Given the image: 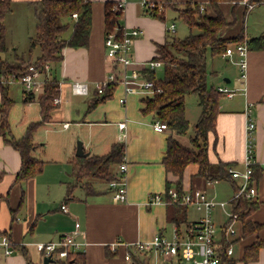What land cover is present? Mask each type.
Instances as JSON below:
<instances>
[{
    "label": "crops",
    "instance_id": "crops-1",
    "mask_svg": "<svg viewBox=\"0 0 264 264\" xmlns=\"http://www.w3.org/2000/svg\"><path fill=\"white\" fill-rule=\"evenodd\" d=\"M36 1L38 0H11L10 13L12 8V13L15 10L20 12L17 23L25 19L24 15L31 7L30 4ZM117 1L124 2L119 18H123L125 27L143 31L142 35L133 40V64L128 74L136 71L141 79H145L143 71L148 69L154 70L155 78L160 79L156 77L155 70L162 66L150 69L147 63L156 55L157 45L164 44L168 37L165 20L160 21L146 15L140 0H91L88 46L66 47L62 50V60L50 65L54 68V76L58 81L59 103L53 104L48 120L31 134V142L36 146L32 155L43 161L41 171L32 178L18 181L20 155L0 135V195L4 197L0 200V235L7 237L12 248V252L7 254L0 244V264H43V257L34 243L57 240L62 234L73 231L75 222H79V238L86 242L84 251L80 253V262L52 261L48 264H136V261L139 264H149L151 259L154 260L153 264H180L177 257L164 259L155 251L135 256L132 263L123 258L127 246L139 241H150L157 234L172 238L177 231L181 237L185 236L186 225L196 220L188 219L189 205H186V222L174 224L169 220L168 205L161 199L166 182L172 183L176 177L167 173L162 163L169 133L155 131L152 128V123L155 122L153 112L144 111L146 100L151 99L154 93L149 90L125 93L120 84H115L112 95L107 99L97 100L93 94L94 84L105 80L113 71L112 63L105 56L103 43L104 5L106 2ZM176 1L203 5V12L212 14L208 0ZM248 1L228 0L219 4L227 24L218 31L217 38L231 40L241 37L240 43L247 46L250 39L262 37L263 46L260 49L247 48L243 78L236 64L239 60L236 51L231 56L213 55L221 60L229 59L228 62L237 68L239 74L236 76V71L229 66L207 70V85L216 89L226 88L231 91L232 96L223 94L219 98L215 130L208 132L205 148L210 163H232L237 170H243L247 149L251 146L255 167L253 184L256 187L252 203L256 207L243 217L231 218L232 200L240 180L207 182L195 176L198 170L196 164L187 165L182 175L184 194L205 193L207 198L216 202L214 207L219 206L225 217L215 233L217 249L223 256L221 264H264V246L258 249L255 260L245 262L243 259L248 246L264 241V3L248 9L245 5ZM236 44L239 43H232L230 47L234 48ZM32 54L33 51L30 55ZM220 74L224 83L220 80L215 83L209 81V77L214 79ZM227 74L234 80L227 77ZM50 78L52 74L49 71ZM75 81L87 84V95L72 93L71 83ZM14 84L20 86L17 87L21 90L23 102L22 86L18 83L8 85L7 96L14 104L10 89ZM40 94L36 93L35 100L24 102L21 121H24L25 126L18 138L24 135L29 124L41 120L37 101ZM1 97L0 93V100ZM122 97L124 102L119 100ZM94 101V105L90 106ZM196 101L198 111L195 117L198 119L201 111L198 98ZM34 104L38 106L36 111L31 109ZM249 104L250 117L245 113ZM185 118L190 123L186 103ZM249 118L255 124L250 135L246 130ZM120 123H125L123 129L119 128ZM40 133L44 134V138L37 137ZM49 136L53 138L52 145L48 144ZM11 137L14 136L11 134ZM182 137L177 136L179 141ZM77 138L82 140L83 151L87 153L84 158L106 155L115 144L124 146L122 162L109 168L114 179L124 178V201L113 199L114 190L109 183L114 179L109 182L106 178L95 176L75 178L78 164L75 157ZM37 153L42 159L36 157ZM122 163L126 164L125 172L119 171ZM225 181L229 183L232 192L227 193V203L215 194L220 193L217 185ZM208 193H214L215 198ZM154 195H158L159 199L149 202ZM220 196L225 197L226 193H221ZM62 204L66 205V212L61 210ZM190 205L196 208L194 204ZM197 210L203 214L202 210ZM247 222L250 226H260L248 227L251 230L245 233L243 225ZM229 224L234 230L233 234L223 231ZM228 246L231 247L230 254L226 253Z\"/></svg>",
    "mask_w": 264,
    "mask_h": 264
},
{
    "label": "trees",
    "instance_id": "trees-1",
    "mask_svg": "<svg viewBox=\"0 0 264 264\" xmlns=\"http://www.w3.org/2000/svg\"><path fill=\"white\" fill-rule=\"evenodd\" d=\"M156 5L163 7L162 11L157 8L145 9V14L158 19L165 20L167 9L176 11L182 22L188 28V34L182 38L173 36L167 37L164 44L157 45L156 55L151 61L162 63L163 76L155 78L154 70H144L143 78L153 82L154 87H160L161 92H154L151 99L146 100V112H153L154 121L166 124L169 133L166 139V152L162 163L167 173L176 177L174 182H166V189L161 199L169 207V220L176 225L185 223L187 206L182 204L184 195L182 190V175L185 167L189 164H196L198 167L196 177L207 182L232 178L227 172L232 163L217 162L212 164L206 155V139L208 132L215 130V117L218 112V100L223 95L218 89L207 85L208 72L205 58L207 52L211 55L223 54L232 43H240L241 37L234 39L217 38V33L227 22L219 8V4L228 0H208L212 14L199 11V4L193 2H177L176 0H150ZM259 0H249L257 2ZM114 2H106L104 5V36L115 31L120 32L121 25L118 22L120 12L111 13ZM36 21V34L29 38L30 51L28 59L17 56L14 60H7L0 56V78H6L12 73L21 74L29 65L41 66L44 63L54 65L62 60V50L66 47L85 48L88 46L91 30V0H38L30 4ZM11 11V0H0V54L7 52L5 43V18ZM76 13L77 17L72 18ZM64 20V21H63ZM120 26V27H119ZM196 29L197 32H192ZM68 31L66 37L63 36ZM250 44H253L250 46ZM39 48V56L30 62L32 47ZM263 46L262 37L250 39L247 48L260 49ZM54 68L50 66L52 78L43 85L42 92L37 101L40 107L41 120L27 126L25 133L20 138L11 137L10 124L8 120L9 111L13 105L12 100L7 96L8 85L0 83V135L4 141L18 151L21 159V167L17 173L18 181H25L32 178L41 171L43 161L35 158L32 151L36 148L31 142V134L43 122L48 120L49 112L54 106L53 101L59 94L58 81L54 76ZM114 83L106 86L101 94L95 89L93 94L97 100H104L112 95ZM195 94L198 98V105L201 112L194 123V135L189 138V145L182 144L177 136L186 135L189 123L185 118V96ZM23 102L35 100L33 95L25 96ZM96 101L92 102L93 106ZM123 145L115 144L111 151L103 156L76 157L78 162L75 178L84 176H95L106 178L109 182L115 178L109 168L111 165L122 162ZM254 165V164H253ZM252 169V181L253 172ZM1 179V175H0ZM254 182V181H253ZM176 193L172 197L170 191ZM4 197L0 195V200ZM152 201V198L149 202ZM256 207L252 199L240 196L232 200V213L236 217H243ZM260 225H251L247 222L243 225L244 232L250 228H258ZM248 227H250L248 229ZM264 241H257L248 246L244 251V261L255 260L260 247ZM80 253L70 256L64 261L66 263L80 262ZM223 256L221 255V262ZM32 264V263H28ZM136 264L139 262L136 261Z\"/></svg>",
    "mask_w": 264,
    "mask_h": 264
},
{
    "label": "built area",
    "instance_id": "built-area-1",
    "mask_svg": "<svg viewBox=\"0 0 264 264\" xmlns=\"http://www.w3.org/2000/svg\"><path fill=\"white\" fill-rule=\"evenodd\" d=\"M259 3H264V0H259L257 2L248 1L245 3V5L248 9H252ZM140 4L142 7H144V9L157 8L158 11L163 10L161 5H156L150 0H140ZM123 9V1H117L112 6V11L120 12V14L122 13ZM203 10V5H199V11L203 12ZM76 17V13H73L72 18ZM168 30L175 32V25L173 23L170 24L168 26ZM142 34L143 31L139 28H127L121 26L120 32L118 34L113 31L104 36L103 43L105 56L112 63L113 71H111L105 80L94 84L93 89H95L99 94H101L102 90L110 83L118 85L120 84L123 87L125 93L140 90H149L153 93L161 92V88L154 87L153 82L146 79H141V76L138 72L132 71L131 74H128L130 66L133 64L131 55L132 41ZM233 51H236L239 57V60L236 62V64L239 66L241 78H243L247 47L244 43L236 44L234 48H227L222 56H231ZM160 66H162L160 61H149L147 63V67L150 69ZM49 71L50 64L48 63H44L41 66H35L32 64L29 65L26 71L22 72L21 74H12L7 79L0 78V83L4 85L18 83L22 86L23 94L25 96L33 95L36 97V93H41L44 83L49 80ZM71 91L73 94L82 95L86 94L89 91V88L85 83L75 81L71 83ZM218 91L222 92L227 97L232 96L231 91L227 90L226 88H218ZM119 100L120 102H124V97L120 98ZM53 103L58 104L59 98L56 97ZM245 113L250 117L251 104L248 105ZM124 127L125 123L119 124L120 129H123ZM254 127L255 124L249 118L246 124V130L249 135L253 131ZM152 128L157 132L167 130L166 124L160 121L153 122ZM251 152L252 149L249 145L243 170H237L234 167L227 168V172L230 174L232 179L240 180L238 186L235 189L233 199H237L242 195L252 199L256 194V187L252 181L251 166L254 164V159ZM119 171H126L125 163L120 164ZM109 185L114 190V201H124L126 198L124 178H116L112 180ZM170 194L172 197H176L175 191L171 190ZM158 199V195H154L152 197V200ZM182 204H194L197 209L202 210L203 212L202 216L198 220L186 225L184 229L185 236L181 237V235L175 231L172 238H166L157 234L150 241L136 242L133 245L126 247V250L123 254L124 260L132 263L135 256L155 251L165 259L177 257L180 260V264H221V254L217 249L215 242L216 227L214 226L211 217V211L216 202L207 198L205 193L200 192L195 195H192L191 193H185L182 197ZM60 208L64 212L67 211L65 204H62ZM230 217L236 218V215L231 213ZM223 231L225 233L231 234L234 232L230 224L225 226ZM0 244L5 248V253L9 254L12 252L10 242L6 236L0 235ZM34 246L43 258L49 257L53 261H56L66 260L76 253L83 252L86 242L79 238V222H75L73 231L62 234L55 241L36 242L34 243ZM226 253H231V247L228 246L226 248Z\"/></svg>",
    "mask_w": 264,
    "mask_h": 264
},
{
    "label": "rangeland",
    "instance_id": "rangeland-1",
    "mask_svg": "<svg viewBox=\"0 0 264 264\" xmlns=\"http://www.w3.org/2000/svg\"><path fill=\"white\" fill-rule=\"evenodd\" d=\"M31 9L32 8L30 7L28 9V11H26V15H24L25 19L21 23H17V21H16L18 18H20V12L18 10L17 11L15 10V12H14L15 14H14V13H12L13 12V8H12V12L8 14L10 16H8V15L6 16V18H5V43H6V47H7V52L0 54V56L2 58H6L7 60L12 61L17 56L23 55L25 57V59H28V52L30 51L29 38L34 37L36 34V27H35L36 21H35V18L33 17V13H32ZM141 9H143V8L141 7ZM110 12L114 13L115 11H112V8H111ZM165 15H166L165 24L167 25L166 34L168 35V37L173 36V37L179 38V39L184 38L188 34V28L182 22L181 18L178 16V13L176 11L167 9ZM118 22L122 27L126 26L123 22V18L122 19L118 18ZM172 23L175 25V32H171L170 30H168V26ZM127 28H130V27H127ZM192 32L193 33L197 32V30L193 29ZM27 34H28V36H27ZM67 35H68V31L65 34H63L64 37H66ZM132 43H133V41H132ZM15 47H16V49H14ZM131 48H132V44H131ZM31 51H33V54L30 55V61H33L40 54L39 48L37 46L32 47ZM228 60L229 59L221 60L219 57L212 56L210 52H207L206 58H205L206 68H207V70H210V69L216 70L215 68H219L221 66H224V67L229 66V67H232L236 71V76H237L239 74V72L237 71V68L234 66H231L230 63L228 62ZM155 71H156V77L162 78V76H163L162 68H157ZM16 73H18V72H15V74ZM12 74H14V73H12ZM228 75L229 74H227V77L231 78V80L233 81L234 79H232V77L230 75L229 76ZM9 76H7L6 79ZM210 80L213 83H215L218 80H220L221 83H224L222 74L218 75L214 79H210V77H209V81ZM11 84H13V83H11ZM17 86H18L17 84L10 86L11 97H12V99H14V104H13V106L9 112V115H8L11 134H12V136H14V138H18L20 136V134H22L21 132L23 131V128L25 126V124L23 123L24 121H21V112H22V108H24V102H22V98H21V94H20L21 90L18 88L20 86H18V87ZM196 100H197V96H195V94H190V95L185 96V103H186L187 113H188L190 123H189V128H188L186 135H184L180 140V142L184 145H189V138L194 135L193 124H194L195 120H197L196 119L197 117H195L196 116L195 114L198 111V108H197L198 106L196 104L197 103ZM31 109L36 111L38 109V106L36 104H34ZM195 109H197V110H195ZM200 111H201V109H200ZM29 117H31V116H29ZM41 131H43V130H41ZM43 135L40 133V134H37V137L39 139L44 138ZM48 140H49L48 144L52 145L53 138L51 136H49ZM78 141H82V140L79 138L75 139V146H77ZM37 154H38V156H36V157L39 158L40 157L39 153H37ZM217 187H218V190L220 193H215V194L217 195V197L219 199L225 200L227 203V193H232L231 187L229 186V183L226 181L220 182L217 185ZM221 193H226V196L221 197L220 196ZM208 195L214 197V193H208ZM218 207L216 206V207L212 208V211H211V217H212L214 226L216 228L225 220V217H223V213H221L220 208H218ZM201 214L202 213L200 211H198L192 205L188 206V208H187L188 219L198 220L199 216H201ZM153 262H154V260L151 259L149 264H153ZM164 263L162 262V264H164Z\"/></svg>",
    "mask_w": 264,
    "mask_h": 264
},
{
    "label": "water",
    "instance_id": "water-1",
    "mask_svg": "<svg viewBox=\"0 0 264 264\" xmlns=\"http://www.w3.org/2000/svg\"><path fill=\"white\" fill-rule=\"evenodd\" d=\"M86 155H87V153H84L83 145H82L81 141H78L77 146H76V150H75V156L84 157ZM52 261L53 260L51 258H49V257L43 258V264H48V263H50Z\"/></svg>",
    "mask_w": 264,
    "mask_h": 264
},
{
    "label": "bare ground",
    "instance_id": "bare-ground-1",
    "mask_svg": "<svg viewBox=\"0 0 264 264\" xmlns=\"http://www.w3.org/2000/svg\"><path fill=\"white\" fill-rule=\"evenodd\" d=\"M247 47V46H246ZM87 85V84H86ZM88 87V86H87ZM88 94V92L86 93V94H82V95H87Z\"/></svg>",
    "mask_w": 264,
    "mask_h": 264
}]
</instances>
